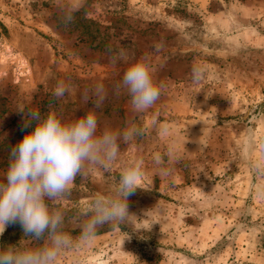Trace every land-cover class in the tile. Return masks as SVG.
<instances>
[{"label": "rangeland", "instance_id": "1", "mask_svg": "<svg viewBox=\"0 0 264 264\" xmlns=\"http://www.w3.org/2000/svg\"><path fill=\"white\" fill-rule=\"evenodd\" d=\"M109 48L128 63L151 54L165 85L151 109L135 112L116 94L128 63L113 64ZM61 80L72 91L55 99ZM98 84L107 96L94 109ZM50 104L66 121L94 109L100 130H142L121 142L118 162L87 167L58 202L74 238V218L144 161L131 224H105L58 264H264V0H0V179L10 148L32 131L17 110L46 115ZM7 227L9 243L39 246L19 223Z\"/></svg>", "mask_w": 264, "mask_h": 264}, {"label": "clouds", "instance_id": "2", "mask_svg": "<svg viewBox=\"0 0 264 264\" xmlns=\"http://www.w3.org/2000/svg\"><path fill=\"white\" fill-rule=\"evenodd\" d=\"M74 19L73 11H66L62 23L68 26ZM108 53L113 64L128 63L125 50L112 54L109 48ZM156 71L151 54L144 53L128 63L115 86L116 94H127L135 112L151 109L165 87L156 79ZM202 73V69L193 68V83L201 81ZM71 91L72 85L61 80L53 90V97L60 99ZM95 95L94 109L99 108L107 96L102 84L96 86ZM49 109L43 115L39 109L19 107L17 111L24 117L22 129L31 128L32 131L10 148L8 167L0 179V236L7 226L19 223L23 238L39 246L0 245V264H58L67 251L90 244L105 224L125 226L135 217L129 212L128 198L140 188L144 175L142 158L122 169L110 194L96 196L83 213L86 219L74 218L80 229L78 237L65 231V212L57 205L70 195L75 178L89 166L107 169L118 162L121 142L134 140L142 135V130L135 126L123 131L100 130L94 109L73 121H66L62 112L53 109L51 104ZM154 162L161 166L162 174H168L170 169L163 167L164 161L159 154ZM258 189L264 194V185Z\"/></svg>", "mask_w": 264, "mask_h": 264}, {"label": "trees", "instance_id": "3", "mask_svg": "<svg viewBox=\"0 0 264 264\" xmlns=\"http://www.w3.org/2000/svg\"><path fill=\"white\" fill-rule=\"evenodd\" d=\"M9 230H10L9 227H7L3 235L0 237V245H13L12 243H9L7 240Z\"/></svg>", "mask_w": 264, "mask_h": 264}]
</instances>
